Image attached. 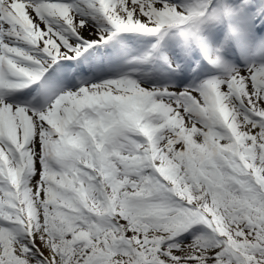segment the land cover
<instances>
[{"label":"snow or ice","instance_id":"6c2138e0","mask_svg":"<svg viewBox=\"0 0 264 264\" xmlns=\"http://www.w3.org/2000/svg\"><path fill=\"white\" fill-rule=\"evenodd\" d=\"M0 264H264V0H0Z\"/></svg>","mask_w":264,"mask_h":264}]
</instances>
